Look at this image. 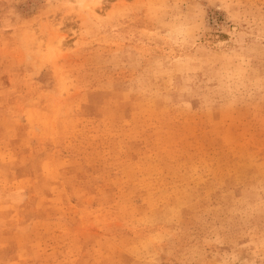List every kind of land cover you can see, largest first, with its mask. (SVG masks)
I'll return each mask as SVG.
<instances>
[{"label": "rangeland", "instance_id": "374dc122", "mask_svg": "<svg viewBox=\"0 0 264 264\" xmlns=\"http://www.w3.org/2000/svg\"><path fill=\"white\" fill-rule=\"evenodd\" d=\"M0 264H264V0H0Z\"/></svg>", "mask_w": 264, "mask_h": 264}, {"label": "bare ground", "instance_id": "6f19581e", "mask_svg": "<svg viewBox=\"0 0 264 264\" xmlns=\"http://www.w3.org/2000/svg\"><path fill=\"white\" fill-rule=\"evenodd\" d=\"M79 1H81V0H79Z\"/></svg>", "mask_w": 264, "mask_h": 264}]
</instances>
